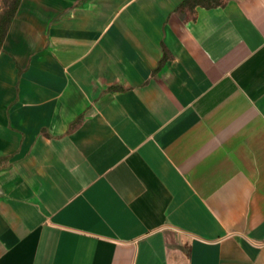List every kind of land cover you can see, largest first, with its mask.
<instances>
[{
	"label": "crops",
	"instance_id": "crops-1",
	"mask_svg": "<svg viewBox=\"0 0 264 264\" xmlns=\"http://www.w3.org/2000/svg\"><path fill=\"white\" fill-rule=\"evenodd\" d=\"M182 1H20L0 264H264V0Z\"/></svg>",
	"mask_w": 264,
	"mask_h": 264
},
{
	"label": "trees",
	"instance_id": "trees-1",
	"mask_svg": "<svg viewBox=\"0 0 264 264\" xmlns=\"http://www.w3.org/2000/svg\"><path fill=\"white\" fill-rule=\"evenodd\" d=\"M20 1L21 0H2L3 9L2 12H0V45L6 34L10 21L16 13ZM188 1L193 2V4H200L205 6L219 4L218 0H183L180 5H183ZM3 159L4 157H0V161H2Z\"/></svg>",
	"mask_w": 264,
	"mask_h": 264
},
{
	"label": "rangeland",
	"instance_id": "rangeland-1",
	"mask_svg": "<svg viewBox=\"0 0 264 264\" xmlns=\"http://www.w3.org/2000/svg\"><path fill=\"white\" fill-rule=\"evenodd\" d=\"M2 9H3V3L2 0H0V12H2Z\"/></svg>",
	"mask_w": 264,
	"mask_h": 264
}]
</instances>
